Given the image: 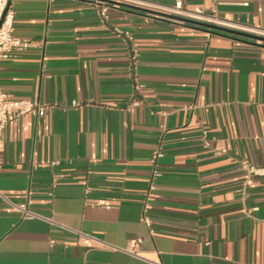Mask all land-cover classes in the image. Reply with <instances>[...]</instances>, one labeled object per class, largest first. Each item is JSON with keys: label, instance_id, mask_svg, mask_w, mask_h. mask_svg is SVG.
<instances>
[{"label": "crops", "instance_id": "obj_1", "mask_svg": "<svg viewBox=\"0 0 264 264\" xmlns=\"http://www.w3.org/2000/svg\"><path fill=\"white\" fill-rule=\"evenodd\" d=\"M10 6L33 46L0 87L45 113L0 142V264H264V43L116 5L101 22L88 0ZM183 7L264 32V0Z\"/></svg>", "mask_w": 264, "mask_h": 264}, {"label": "built area", "instance_id": "obj_2", "mask_svg": "<svg viewBox=\"0 0 264 264\" xmlns=\"http://www.w3.org/2000/svg\"><path fill=\"white\" fill-rule=\"evenodd\" d=\"M183 1L184 0H173L172 7L169 8L157 7L155 8V10L182 19L200 21L223 28L246 32L264 38V32L262 31L251 30V29L244 30L243 28H239V27L237 28L235 26H231L230 24L220 21L215 16L206 15L202 11H197L195 13L188 12L183 7ZM93 2L96 6V14L98 18L101 20V22L107 21L109 18L108 16L109 5L99 1H93ZM7 4H8V0H0V61L11 57L13 54L17 52H22L33 46L32 42L28 40L20 39L17 36H15L14 11L10 5L7 7ZM178 22H182V21L178 20ZM124 35L127 41L133 40L132 35L129 32L124 33ZM133 104H136V102H134ZM74 105L76 104L74 103ZM44 113H45V108L42 107L40 104L27 99H23V100L12 99L11 96L8 95L6 92H4L0 87V142L3 139V132L7 125L10 124L16 125L19 122L20 118H22L24 115L29 114L32 116L41 117L44 115ZM1 152L2 149L0 148V166L2 163ZM161 157H162L161 151H156L151 156L153 170L148 180V191L146 194V201L150 200V198L153 196V192L155 190V182L157 177L159 176V174L156 171L157 160ZM245 168L249 173L255 174L257 172V169L252 165L247 164L245 165ZM0 196L4 198L2 194H0ZM16 208L26 219L40 218L38 215L27 210L23 206ZM142 221L147 226H149L148 221L145 220L144 217L142 218ZM140 243L141 240L139 239L130 240L127 247L123 251L128 255L139 259L141 258L139 256Z\"/></svg>", "mask_w": 264, "mask_h": 264}, {"label": "water", "instance_id": "obj_3", "mask_svg": "<svg viewBox=\"0 0 264 264\" xmlns=\"http://www.w3.org/2000/svg\"><path fill=\"white\" fill-rule=\"evenodd\" d=\"M88 1H99V2L106 3L108 5L121 6V7H124V8L133 9V10H136V11H139V12H143V13H146V14L159 16V17H164V18H168V19L179 20V21H183V22H186L188 24L195 25V26L202 27V28H206V29H209V30L227 32V33H230V34H234V35L241 36V37H244V38L253 39L255 41L264 43V38H262V37H257V36H254V35H251V34H248V33H243V32H240V31H234V30H230V29H225V28H222V27H219V26L208 24V23H202V22L182 19V18H179V17H176V16H172V15H169V14L158 12L156 10H151V9H147V8H142V7H137V6L121 3V2L116 1V0H88ZM10 3H11V0H8L7 7L10 5Z\"/></svg>", "mask_w": 264, "mask_h": 264}]
</instances>
